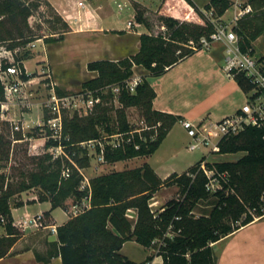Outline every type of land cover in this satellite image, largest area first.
<instances>
[{
  "label": "trees",
  "instance_id": "1",
  "mask_svg": "<svg viewBox=\"0 0 264 264\" xmlns=\"http://www.w3.org/2000/svg\"><path fill=\"white\" fill-rule=\"evenodd\" d=\"M38 1L0 0V43H6L5 47L12 52L40 37L28 22L33 8L39 6ZM184 1L195 11L194 20H179L173 15L160 14L165 32L139 34V48L134 54L117 60L95 59L86 64L94 76L84 80L81 86L94 96H100L101 101L85 115H64L61 138H49L45 142V147L62 145L76 168L67 158L52 159L50 154H45L39 159L37 168L27 173V180L13 183L0 172V214L5 219L3 224L0 223L4 231L0 233V258L8 253L18 237L12 226L9 199L17 192L35 186L48 193L39 199H48L51 209L66 207L69 197L73 203L88 199L87 207L56 226L58 249L50 257L60 256L61 264H149L152 255L136 262L120 252L123 243L131 240L146 248L157 245L162 264H215L212 243L241 225L264 216V126H247L238 135L222 137L218 141L212 152L241 155L235 160L206 162L209 169L215 170L219 183L213 191L206 188L208 178L198 170L203 158L186 171L171 172L164 179H160L149 164L143 163L138 167L92 176L88 186L79 188L83 176L78 168L89 165L87 148L80 142L132 130L125 111L127 107L137 108L147 125H159L155 129L142 130L141 137L136 132L125 135L124 141L115 148L102 139L106 162L152 154L180 118L152 107L156 93L147 76H160L200 50L199 38L208 36L214 29L211 18H207L192 0ZM230 3V0H209L203 8L211 11L212 18H218ZM246 4L251 11L239 17L232 29L240 51L253 53V40L264 34V0H246ZM135 19L139 23L146 22L139 9H136ZM189 40L194 42V47L188 46ZM24 57L15 56L14 63L22 70V79L27 80L33 74L24 72L21 63ZM262 59L264 57L259 58ZM133 64L142 66L149 73L140 78L134 91H130L127 81L134 73ZM234 79L243 90L251 89V83L243 73H237ZM114 84L119 86V104L115 107L107 104L108 98L113 97L111 85ZM103 88L109 89L107 94L101 93ZM56 91L63 94L59 88ZM0 99H3L1 83ZM111 110L115 112V126L111 124ZM38 129L34 128L28 135L35 136ZM154 133L156 137L151 139L150 135ZM21 138V133L16 132L15 139ZM96 149L99 151L98 146ZM8 150V141L0 132V160L8 158ZM64 165L72 168L67 178L60 177ZM222 173L225 176H219ZM167 184L176 185L181 198H171L159 209L152 210L149 201L154 192ZM210 195L214 196L212 209L207 214L195 215L196 205ZM131 209L134 219L128 216ZM45 262L50 264L49 258Z\"/></svg>",
  "mask_w": 264,
  "mask_h": 264
},
{
  "label": "rangeland",
  "instance_id": "2",
  "mask_svg": "<svg viewBox=\"0 0 264 264\" xmlns=\"http://www.w3.org/2000/svg\"><path fill=\"white\" fill-rule=\"evenodd\" d=\"M195 1L202 4L206 0ZM38 2L39 6L33 8L28 22L33 32L40 37L29 42L30 44L26 43L25 46L16 47L12 52L13 58L15 56H26L23 58V65L25 70L33 74L30 78V83L25 87L27 91L26 98H23L26 104L29 105L22 106L21 104L19 106H10L6 113L7 119L0 117V132H2L8 141L9 146L8 158L6 160H0V172L5 173L7 180L13 183L27 180V173L37 168L39 159L44 157L45 154H50L52 159L57 157L66 158L63 155L56 156L59 149L56 150L55 146L45 147V142L51 138L49 136L51 132L46 126L37 127V129L39 128V133L35 136L28 135V133L36 128L37 119L46 116V112L42 111L37 104L39 102L41 103L49 93L50 82H53L55 88H59L63 94L81 95L84 92L86 93V89L82 88L81 83L92 77V73L86 68V64L89 61L100 58L117 60L126 57V53L133 51L132 49L123 53L119 51L106 56L107 54H102L101 50L98 52L92 50V41L97 42L100 38H96L90 34L79 36L78 34L70 33L69 31L71 29L69 25L62 21L46 0H40ZM109 4L112 8L119 11L123 19L128 17L130 11L126 5V0H109ZM242 4V0H239L238 5ZM232 10L233 8H230L227 16L231 15ZM202 12L207 18L212 16L205 9ZM185 17L186 19H181L180 17L177 19L192 20L190 19L191 17ZM154 21H152L153 26L149 30L150 33L158 34L165 32L161 27L162 22L157 23ZM49 38L53 39L46 40ZM259 42L260 38L255 41L254 48L256 56L262 57L264 56V46L262 44L259 45ZM5 44L0 43V51L2 49L3 52ZM99 44H101V41ZM211 45L209 48H204L180 60L160 76H147V80L151 84L160 87L161 92L158 94L156 103H161L165 107L173 109L176 113L184 115L186 118H193V122H197V119L204 116H208L206 122H213L232 112L234 109L239 108L248 100L251 92L249 90H243L235 81L234 76L228 77L223 70L225 48L219 42ZM133 70L134 73L131 80L135 78L140 80V78L149 73L142 66L135 64H133ZM108 90V88H103L101 93L107 94ZM85 93L84 97L86 96ZM98 97L101 101V97ZM107 104H112L115 107L119 103L117 98L112 97L108 98ZM92 108L85 105L84 101L75 99V104L68 110H65L64 115L71 116L73 113L85 115L92 111ZM125 111L127 120L133 129L146 125L137 108L127 107ZM110 115L111 124L115 126L114 110L110 111ZM20 121L24 122V125L28 124L29 127H24L23 130H15L14 124ZM16 132L21 133V139H15ZM111 134L115 138L117 132ZM188 142L189 137L187 132L178 119L172 125L158 148L147 157L106 162L101 160V152L96 149L97 146L99 147V143L97 144L96 141L91 143L87 142L84 144L87 148L89 165L79 168L78 171L82 174L84 180H89L92 176L134 168L146 161L160 177H166L172 171H186L191 165L199 162L202 158L205 169L208 171L210 167L206 165V162L213 163L221 160H235L241 155V153H229L220 156L211 152L208 147L189 150L187 147ZM101 146H103V143L100 144ZM72 162L69 160L71 166L76 168V164ZM65 166L69 167L71 173V166L64 165L63 167ZM63 167L60 177L67 178L62 175ZM198 170H201L199 166ZM201 171L203 172V170ZM208 173L210 174V171ZM211 183L215 185L213 180ZM47 194L39 186L22 190L10 197V207L12 209L13 207L24 204V202L31 203L34 200H38L41 195L47 196ZM181 196L180 190L176 185L167 184L154 192L153 197L149 201V205L152 210H157L167 200L181 198ZM213 202L214 196L212 195L205 200H200L194 209L195 215L209 213L213 207ZM65 205L66 207L58 206L52 208L51 213L55 221L52 217L50 218L49 211H44L50 209L49 202L46 200L40 204L31 203L25 208L21 207L17 210L15 217L22 216L24 212H28L30 215L38 212H42L43 214L42 226L39 229L33 231L27 229L24 231L15 228L18 232V238L26 236L24 238H28L30 241V243L21 241L17 249H23L22 247L26 244L34 245L33 250L34 254L37 255V259L42 257V259H50V254L56 249V242L50 241V231L47 229V225L55 224V222L61 224L67 219V216L71 217L79 213L82 211V206H88V199L82 198L79 200V206L76 208L73 207V199L69 197L66 199ZM128 216L134 219L132 209L128 211ZM3 232V228L0 226V233ZM53 234L56 235V233ZM120 252L132 260L142 261L148 254L155 257L158 248L157 245L145 248L134 240H131L123 243ZM152 261L149 264H153Z\"/></svg>",
  "mask_w": 264,
  "mask_h": 264
},
{
  "label": "built area",
  "instance_id": "3",
  "mask_svg": "<svg viewBox=\"0 0 264 264\" xmlns=\"http://www.w3.org/2000/svg\"><path fill=\"white\" fill-rule=\"evenodd\" d=\"M251 8L249 5L239 8L238 12L235 13L233 17L234 23L236 20L249 13ZM211 14V11H209ZM128 26L131 22L128 21ZM223 42L225 45V64L223 70L228 77L235 76L237 73H243L245 77L251 83V93L248 96V100L242 104L236 112L233 114L224 116L223 118L211 122H206V119H200L197 122H192L190 120H181V124L187 132L189 137L188 149L194 150L196 148H209L211 152L216 147L218 141L222 137H230L238 135L247 126H264V64H261L257 58H255L248 51H240L237 44V36L232 26L227 23H214V29L208 36H201L198 40L201 45V49L209 48L214 42ZM30 44V43H28ZM194 42L189 40L188 46L194 47ZM0 51V83L3 87V99H0V117L6 118V113L10 106H28L23 98H26V85L30 83V78L27 80L22 79V70L20 67L14 63V58L12 56V51L6 47ZM24 72L26 70L24 68ZM139 82L138 79H129L127 81V86L130 91H134V87ZM111 90L113 93V98L119 96V86L118 84L111 85ZM85 93V92H84ZM84 93L81 95H68V94H58L53 82H50L49 93L46 98L39 102L37 105L46 112V116L38 118L36 121V127L46 126L51 132L49 135L53 139L59 140L62 136V122L65 110H68L75 104V99L84 101L85 105L93 107L95 103L99 102L98 96L92 95L93 93L86 90V96ZM159 123L154 125H145L140 128H134L129 132H117L115 138L113 136L105 135L102 138L90 139L80 142L82 146L86 145L84 143H91L96 141L99 143V152H101L100 158L104 160L103 151L104 144L102 139L107 140L112 148L118 147L123 141L124 136L131 133H138L141 137L142 130L155 129ZM24 127H29L28 124L24 125V122L20 121L14 124L15 130L24 129ZM25 135V134H24ZM113 137V139H111ZM151 139L156 137V134L150 135ZM129 141V138L126 139ZM56 150L59 149L57 155H63L71 162L69 155L64 151V147L60 144L56 145ZM137 147V145H135ZM73 163V162H72ZM199 169L203 170L208 181L206 183V188L210 190H215L219 187L218 180L215 176V171L209 169L210 174L205 169L204 161L199 164ZM79 170V168H78ZM70 170L68 166H65L62 170V175L68 177ZM219 176H225V173L219 174ZM215 182V185L211 181ZM211 183V184H210ZM88 186V180L82 179L79 188L83 189ZM78 202L73 203V207H78ZM85 206H82L83 209ZM178 218L177 216L175 217ZM43 214L42 212L30 215L28 212H24L20 217L12 218V226L14 228H19L21 230H37L42 226ZM5 222L4 216L0 214V223ZM52 233H56V225H47Z\"/></svg>",
  "mask_w": 264,
  "mask_h": 264
},
{
  "label": "crops",
  "instance_id": "4",
  "mask_svg": "<svg viewBox=\"0 0 264 264\" xmlns=\"http://www.w3.org/2000/svg\"><path fill=\"white\" fill-rule=\"evenodd\" d=\"M46 1L55 10V13L62 19V21H64L69 25L71 29L69 31L70 33H74L75 35L78 34L79 36L90 34L96 38H100V40L98 39L97 42L92 41L91 49L97 52L101 50L102 54L104 55L107 54L106 56H108V54L112 55L119 51L122 53L128 52L131 49L133 51L131 53H126V56L134 54L136 50H138L139 48L138 35L141 33H150L149 30L153 26L152 21L155 20L157 23L161 22L159 18L160 14L173 15L174 17L176 18L180 17L181 19H186L185 16H188L191 17L190 19L192 20H194L196 17L194 16L196 15V13L193 10V8L189 6L184 0H126V5L127 7H129V11H130L126 19H123L120 16L119 11H117L116 9L110 6L109 0H46ZM192 1L195 3V5L198 8L201 9V11H203L204 5L209 0L204 1L202 4H199L195 0ZM230 2H231L230 6L225 10V12L221 16H219L218 18H212V16L210 17L212 22L227 23L231 26L235 24L233 21V17L235 13L238 12L239 8L246 6L248 4H246V0H242L243 2L242 5H238L239 0H230ZM230 8H233L232 13L230 16H227V13L230 11ZM136 9L142 11L143 17L145 18L146 22L139 23L136 21L135 19ZM128 21L131 22L130 26H128L127 24ZM161 27H163V25H161ZM117 31H121V33H117ZM259 38H260L259 45L262 44V46H264V34H260L252 42L254 51L253 53H251L258 60L261 57L256 56L254 43ZM100 41L101 44H99ZM219 43L222 45V47L225 48L223 42L220 41ZM201 50L202 49L196 52H199ZM259 62L261 64H264V59L259 60ZM21 63L23 65V59L21 60ZM224 64H225V57H224ZM90 72L92 73V76H94V72L92 71ZM26 73L30 74L28 70H26ZM151 86L154 88V91L156 93V96L152 101V107L154 109L169 112L173 115H178L180 117L178 119L179 121L187 119L193 122L192 120L193 118L191 119L186 118L184 115L176 113V111H174L173 109L169 107H165L161 103H156L158 94L161 92L160 87L154 86L153 84H151ZM237 110L238 108L234 109L232 112L228 113L227 115L233 114ZM200 118L206 119L208 118V116H204ZM199 119L197 120L199 121ZM216 154L221 156V155H227L229 153H216ZM147 156L149 155L136 156V157H147ZM136 157L130 159H134ZM221 161H228V160H221ZM143 163H147V162L144 161ZM143 163L139 164L138 166H141ZM151 168L160 179L165 178V176L160 177L159 174H157V172L154 170V168L153 167ZM172 172H176V171H172ZM176 173H181V172H176ZM168 175L169 174H167V176ZM44 201L45 200L41 201L38 199L32 201L31 203L40 204L41 202ZM46 201L49 202L50 209L44 211H49L50 218L52 217L54 219L51 213L52 209H51L50 201L47 199ZM31 203L24 202V204L22 205L13 207L11 209L12 216L15 217L17 210H19L21 207L25 208L27 205ZM68 218L69 216H67V219ZM55 225L58 226L60 224H57L55 222ZM47 229L49 228L47 227ZM24 237L26 236L20 238L17 237L16 241L10 247L8 253L0 258V264H46L45 262L46 259H42L43 257L42 258L38 257L39 259L36 258L37 255L34 254V250H33L34 245L26 244L25 246L22 247L23 249H17L18 244L21 241L22 242L27 241V243L28 242L30 243L29 239ZM50 237H51L50 241L52 240L56 242V235L53 234L51 231H50ZM212 248L214 251L215 264H264V216L257 217L252 221H250L249 223L241 225L232 232L220 237L217 241L212 243ZM57 249H58V244L56 243V249L52 254H54L57 251ZM152 262L153 264H162L161 256L156 255L155 257H153ZM49 263L61 264L60 256L52 255L49 259Z\"/></svg>",
  "mask_w": 264,
  "mask_h": 264
}]
</instances>
